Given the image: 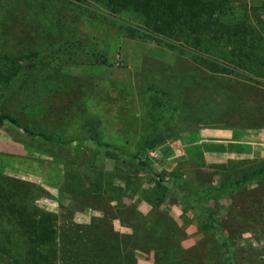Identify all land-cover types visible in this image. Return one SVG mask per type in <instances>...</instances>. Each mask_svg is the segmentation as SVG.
<instances>
[{"label": "rangeland", "instance_id": "374dc122", "mask_svg": "<svg viewBox=\"0 0 264 264\" xmlns=\"http://www.w3.org/2000/svg\"><path fill=\"white\" fill-rule=\"evenodd\" d=\"M225 1L227 7H246L254 26L257 20L263 29L261 0ZM68 39L80 42L83 51L74 57L62 52ZM50 43L52 50L45 48ZM175 46L171 50L161 38L146 32L139 16L112 15L89 1L0 0V64L37 57L25 61L30 67L26 82L0 89V113L60 138L65 145L53 144V149L63 155L65 167L90 159L106 185L109 174H115L114 161L92 153L96 149L85 142L86 128L103 143L129 154L138 152L157 173L180 168L182 176L194 171L200 191L250 174L264 163V79L250 78L223 63L216 48L198 52L184 44ZM102 60L111 66L98 65ZM209 63L216 64L218 73L209 70ZM156 101H170L173 112L178 107L184 125L166 122L168 134L154 149L142 151L140 146L154 130L148 102ZM194 131V146L202 149L195 151L194 164H188L186 141ZM38 140L11 128L0 131V174L43 189L34 193L36 205L57 214L62 226L71 221L87 225L93 217L104 216V205H57L62 164L40 152ZM125 171L119 165L116 176L126 175ZM81 179L77 175L76 180ZM122 203L137 206L146 219L153 214L139 205L144 202L138 194L125 191ZM206 203L222 222L237 264H264V182L235 192L213 191ZM104 204L108 205L107 199ZM185 210L179 197L169 194L158 212L174 221L177 250L194 248V256H210L214 264H222L220 242L204 237L200 220ZM112 224L120 235H131L119 220ZM159 253L142 244L135 251V261L127 252L124 264H162Z\"/></svg>", "mask_w": 264, "mask_h": 264}, {"label": "trees", "instance_id": "16d2710c", "mask_svg": "<svg viewBox=\"0 0 264 264\" xmlns=\"http://www.w3.org/2000/svg\"><path fill=\"white\" fill-rule=\"evenodd\" d=\"M74 1L92 2L112 15H137L142 20L144 30L161 38L171 50L176 47L175 44H184L198 52L210 47L216 48V55H219L223 63L250 78L264 79V24L261 29L260 23L255 20L254 26V21L244 6L237 9L234 5L227 7L225 0ZM260 9L264 15V0L260 1ZM79 43L66 40L62 52L74 57L79 50L83 51ZM53 45L50 43L45 48L52 50ZM36 58V55H32L25 60L20 57L1 63L0 89L17 87L23 80L26 82L25 75L30 67L25 61ZM97 64L111 66L104 60ZM215 67L216 64L209 63V70L218 73ZM193 77L196 81L197 75ZM33 86L32 83L30 88ZM148 106L153 116L154 130L140 146L139 150L142 151L154 149L160 137L168 134L164 129L166 122L184 125L182 119H178L181 111L177 107L173 112L170 101L148 102ZM166 114L169 116L165 117ZM8 128L28 139H39V151L62 164V181L56 191L59 207L82 202L88 203V207L93 204L96 207L104 205L106 208L101 209L104 216L93 217L87 225L71 221L67 226H62L57 214L36 205L34 193L44 192L43 189L0 174V264H124L127 252L129 259L135 261V251L142 244L152 245L158 250L162 264H214L215 261L210 256H194V248L189 251L177 250V237L172 236V230H176L174 221L158 213L169 194L177 195L185 211L200 220L204 237L216 238L220 242L219 249L223 252L220 262L237 264L223 224L207 206V198L213 191L235 192L245 185L261 184L264 182V163L237 180L221 182L212 189L200 191L194 171H187L182 176L179 175L180 168L169 174L157 173L149 163L143 161L138 152L129 154L121 147L103 143L94 136L92 129L86 128L85 142H91L96 149L92 153L114 161L115 174H109L112 178L107 181L111 184L107 182L106 185L105 178L102 179L103 174L99 170H93L90 159L75 163L71 168L65 167L63 155L53 149V144H60V138L53 139L44 131H35L17 117L1 112L0 131ZM195 135L194 131L186 141L188 164H194V160L198 158L195 151L202 149L194 146ZM73 141L79 142V139ZM61 145H65V142H61ZM119 165L125 167L126 175L116 176ZM77 175H81L84 181L76 180ZM125 191L138 194L140 200L151 208L153 214L149 219L137 211V206H124L122 195ZM105 199L108 200V205L104 204ZM116 220L131 229L130 236H122L114 230L112 223Z\"/></svg>", "mask_w": 264, "mask_h": 264}, {"label": "crops", "instance_id": "0c3cea01", "mask_svg": "<svg viewBox=\"0 0 264 264\" xmlns=\"http://www.w3.org/2000/svg\"><path fill=\"white\" fill-rule=\"evenodd\" d=\"M139 205L141 206V207H143V205H146L145 203H139ZM147 206V205H146ZM148 208H147V211L150 209L151 210V208L149 207V206H147ZM179 246H181V242L179 241Z\"/></svg>", "mask_w": 264, "mask_h": 264}]
</instances>
